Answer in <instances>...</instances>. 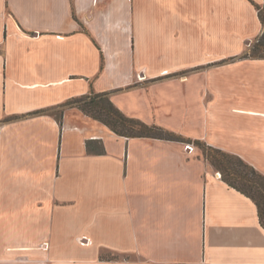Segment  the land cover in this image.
<instances>
[{
    "label": "crops",
    "instance_id": "1",
    "mask_svg": "<svg viewBox=\"0 0 264 264\" xmlns=\"http://www.w3.org/2000/svg\"><path fill=\"white\" fill-rule=\"evenodd\" d=\"M263 32L250 0H0V264H264L255 201L196 143L264 174ZM92 92L180 138L67 104Z\"/></svg>",
    "mask_w": 264,
    "mask_h": 264
},
{
    "label": "trees",
    "instance_id": "2",
    "mask_svg": "<svg viewBox=\"0 0 264 264\" xmlns=\"http://www.w3.org/2000/svg\"><path fill=\"white\" fill-rule=\"evenodd\" d=\"M259 10L264 24V5L250 0ZM245 56H264V32L256 42L252 52ZM78 106L87 115L101 121L119 135L129 137H156L177 139L180 135L157 124L131 117L124 113L110 98L107 92H92L67 102ZM208 160L222 172L230 185L251 197L257 207L261 223L264 226V174L245 159L233 153L196 140Z\"/></svg>",
    "mask_w": 264,
    "mask_h": 264
},
{
    "label": "built area",
    "instance_id": "3",
    "mask_svg": "<svg viewBox=\"0 0 264 264\" xmlns=\"http://www.w3.org/2000/svg\"><path fill=\"white\" fill-rule=\"evenodd\" d=\"M186 148L189 149L190 152H192L195 149V146L192 144H187ZM220 174V173H219Z\"/></svg>",
    "mask_w": 264,
    "mask_h": 264
},
{
    "label": "rangeland",
    "instance_id": "4",
    "mask_svg": "<svg viewBox=\"0 0 264 264\" xmlns=\"http://www.w3.org/2000/svg\"><path fill=\"white\" fill-rule=\"evenodd\" d=\"M257 41L258 40H255L253 43H251V48H250V50L248 52H252V50H253V48H254V46H255Z\"/></svg>",
    "mask_w": 264,
    "mask_h": 264
}]
</instances>
